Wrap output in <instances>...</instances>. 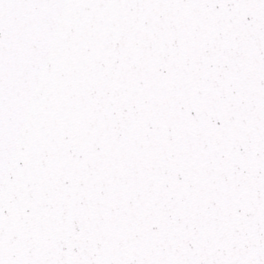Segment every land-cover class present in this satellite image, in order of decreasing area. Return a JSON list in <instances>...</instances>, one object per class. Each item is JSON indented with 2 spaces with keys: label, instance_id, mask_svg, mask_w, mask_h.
I'll use <instances>...</instances> for the list:
<instances>
[{
  "label": "snow or ice",
  "instance_id": "obj_1",
  "mask_svg": "<svg viewBox=\"0 0 264 264\" xmlns=\"http://www.w3.org/2000/svg\"><path fill=\"white\" fill-rule=\"evenodd\" d=\"M0 264H264V0H0Z\"/></svg>",
  "mask_w": 264,
  "mask_h": 264
}]
</instances>
